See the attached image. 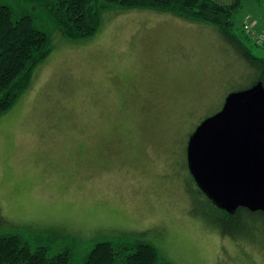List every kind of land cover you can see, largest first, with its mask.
<instances>
[{
  "label": "rangeland",
  "instance_id": "1",
  "mask_svg": "<svg viewBox=\"0 0 264 264\" xmlns=\"http://www.w3.org/2000/svg\"><path fill=\"white\" fill-rule=\"evenodd\" d=\"M0 2L36 14L51 40L0 114V234L66 250L72 264L104 240L150 243L163 264H264V217L221 231L186 161L197 124L255 80L241 45L213 25L117 6L93 36L72 40L26 0ZM232 20L264 58V0H241Z\"/></svg>",
  "mask_w": 264,
  "mask_h": 264
},
{
  "label": "trees",
  "instance_id": "2",
  "mask_svg": "<svg viewBox=\"0 0 264 264\" xmlns=\"http://www.w3.org/2000/svg\"><path fill=\"white\" fill-rule=\"evenodd\" d=\"M26 1L34 10L44 13L53 28L72 40L93 36L100 27L102 11L110 6L165 11L185 19L213 25L227 39L235 41L243 48L242 57L256 72L251 85L258 80L264 85V58L251 54L234 35L232 17L241 0H231L228 4L215 0ZM35 16L34 13H18L9 5L0 2V114L7 111L29 86L33 70L45 60L51 49L50 35L35 23ZM198 190L204 194L199 188ZM213 205L217 210L213 223L223 232L228 231L226 225L238 222L245 214L264 217L262 210L253 212L238 207L234 212L228 213ZM0 264H72V257L66 250L51 253L47 245L32 247L23 241L20 235L8 232L0 234ZM80 264L163 263L159 262L157 249L150 243L119 241L115 245L104 240L96 242L83 256Z\"/></svg>",
  "mask_w": 264,
  "mask_h": 264
},
{
  "label": "water",
  "instance_id": "3",
  "mask_svg": "<svg viewBox=\"0 0 264 264\" xmlns=\"http://www.w3.org/2000/svg\"><path fill=\"white\" fill-rule=\"evenodd\" d=\"M188 170L198 188L228 213L264 211V85L229 92L221 108L188 137Z\"/></svg>",
  "mask_w": 264,
  "mask_h": 264
},
{
  "label": "built area",
  "instance_id": "4",
  "mask_svg": "<svg viewBox=\"0 0 264 264\" xmlns=\"http://www.w3.org/2000/svg\"><path fill=\"white\" fill-rule=\"evenodd\" d=\"M252 28H253V26H252V23L251 22H249V21H244V29H246V30H252ZM253 37H255V39L258 37V36H253ZM261 40V39H260Z\"/></svg>",
  "mask_w": 264,
  "mask_h": 264
},
{
  "label": "flooded vegetation",
  "instance_id": "5",
  "mask_svg": "<svg viewBox=\"0 0 264 264\" xmlns=\"http://www.w3.org/2000/svg\"><path fill=\"white\" fill-rule=\"evenodd\" d=\"M223 104V103H222ZM222 106V105H221Z\"/></svg>",
  "mask_w": 264,
  "mask_h": 264
}]
</instances>
